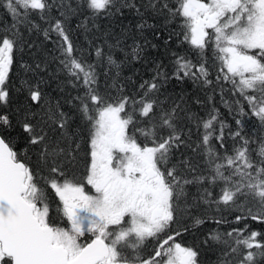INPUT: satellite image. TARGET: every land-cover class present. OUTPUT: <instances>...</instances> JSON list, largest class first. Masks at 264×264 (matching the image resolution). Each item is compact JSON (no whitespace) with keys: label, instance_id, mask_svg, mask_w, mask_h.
Returning a JSON list of instances; mask_svg holds the SVG:
<instances>
[{"label":"snow or ice","instance_id":"obj_1","mask_svg":"<svg viewBox=\"0 0 264 264\" xmlns=\"http://www.w3.org/2000/svg\"><path fill=\"white\" fill-rule=\"evenodd\" d=\"M2 7L14 23L5 27L0 21V106L8 109L0 110V264H202L201 245L216 250L215 264H264V231L247 223L264 224V136L230 133L240 143L221 154L211 141L219 140L223 148L225 125L213 108L197 122V131L203 132L196 148L203 149L205 165V172L198 173L183 153L176 156L182 146L190 147L191 130L186 134L178 117L183 109L178 103L165 107L158 95L172 78L212 85L211 48L219 63L215 81L230 82L264 129V0H3ZM126 13L133 20L114 42L106 39L94 52L73 43L69 15H84L87 22L126 18ZM78 27L87 31L86 23ZM22 28L40 32L47 41L55 34L61 70L73 87L83 89L74 98L80 119L75 129L73 118L58 106L48 102L37 119L27 104H40L42 78L23 81L26 105L14 111L9 107L13 54L25 45L33 47ZM148 32L166 51L174 38L189 45L195 61L171 51V74L162 60L154 61L152 78L142 80L136 96L124 94L118 79L101 91V75L116 69L118 78L125 61H140L147 47H158ZM117 49L125 60H117ZM21 68L33 70L26 63ZM110 89L119 94L113 96ZM239 111L247 115L243 106ZM17 128L18 134L11 135ZM85 136L87 163L83 175H77L72 169ZM191 185L198 191L189 202ZM215 186L220 191L213 198L209 189ZM201 204L215 206V214L193 215ZM185 218L192 224L182 226ZM208 222L217 227L199 244L177 239ZM224 224L243 227L220 231ZM148 240L157 245L144 255Z\"/></svg>","mask_w":264,"mask_h":264},{"label":"trees","instance_id":"obj_2","mask_svg":"<svg viewBox=\"0 0 264 264\" xmlns=\"http://www.w3.org/2000/svg\"><path fill=\"white\" fill-rule=\"evenodd\" d=\"M77 2H79V0H77ZM58 11L59 9L56 10L53 15H56ZM33 19L42 27H47L44 21H41L36 17H33ZM132 20L133 17L130 13H126V18H93L91 21L87 22L84 19V15H69L67 27L70 36L73 39V43L79 50L84 52H94V48L98 45H103L106 39L110 43L114 42L120 35L124 25ZM82 23L87 24V31L78 27ZM93 24L98 25V27H93ZM173 27L176 26L173 25ZM21 30L24 31L25 40L32 44L33 47L25 45L22 50H17L13 54L14 63L9 77L11 90V103L9 107L14 111L17 108L26 105L25 98L28 96V90L24 87L23 81L31 82L42 78L43 83L41 84V90L43 92V98L40 104H36L31 100H27V104L31 105L32 110L37 113V119H39L40 116H43V110L48 106V102H50L53 107L58 106L64 113H67L73 118L72 127L75 129L76 125L80 123V119L76 107L78 101L74 98L78 95H82L83 89L79 86L73 87V85L68 82L70 80L68 74L61 70L57 59L58 53L56 51L55 34H53L52 41H47L40 32H28L24 28ZM176 30L179 31V28H176ZM146 35L152 40L150 32L146 33ZM125 43L131 45L132 40L127 39ZM152 43L157 44L158 47L155 49L147 47L144 59L140 61H133L131 63L125 61V63L121 65L118 78L114 76V73L117 71L116 69H113L112 73H109L107 77L101 75V91H104L106 86H110L118 79V83L123 86L124 94L136 96L138 86L142 80H150L152 78L154 74V61L162 60L167 71L171 74V51L187 54L194 59V61L196 59V54L190 50L189 45H180L176 38L173 39L169 46L170 51L165 50L162 41L152 40ZM115 56L118 61L125 60L124 54L118 49L115 50ZM88 58L90 60L95 59L94 56H89ZM23 63L32 65L33 70L26 71L21 68V64ZM36 63H40L39 69L35 68ZM215 77L216 75L210 73V78L213 79V84L210 86L193 82L189 78H185L183 82H179L175 78H172L162 85L158 94L159 99L164 103L165 107H171L174 103H178L180 104L181 109L185 106L189 111L190 109L192 110L190 114L185 116H182L181 112H178L180 126L184 128L186 134L190 129L191 134L188 140L190 147L186 148L182 146L177 151L176 156H180V154L183 153L184 156L191 161L192 165L197 167L198 173L205 172V165L204 156L202 155L203 149L196 148L203 132L202 128L200 131H197V122L200 118L207 119L208 113L213 108L218 109V120L222 121L225 125L223 148L221 147L219 140L213 138L211 141L213 148L221 154H223L225 150L230 154L234 146H237L240 143V138H233L230 133L240 131L242 136L251 137L252 139H258L259 137L264 136L263 129L260 127L259 122L256 121L257 118L249 111L250 106L247 105L245 101H241L240 99L241 106H243L247 115L241 116L240 114H237L238 112H233L235 109H239V106L235 101L239 100L240 95L232 90L230 82L223 80L216 82ZM198 86L200 88H198ZM221 89H223V93L221 92ZM110 90L113 96L119 94L115 89ZM193 99L198 101L197 105H195ZM57 101L59 102L58 105L56 103ZM230 106L231 109L228 108ZM0 110L7 111L8 109L0 106ZM189 117H191V119ZM13 120L15 123V117H13ZM237 121L240 123H237ZM216 127L219 128V124H217ZM18 132L19 129L17 128L15 131L11 132V135L16 136ZM84 140L85 142L81 144L80 149V161L75 168L72 169L77 175H83L84 165L87 163V157L85 155L88 151L86 136L84 137ZM22 145L23 142L21 141L18 148ZM252 147H255V144H253ZM193 149L196 150L193 151ZM29 155L31 156V160L35 162L36 156L32 155L31 152ZM205 187H207V185H205ZM209 190L212 191L213 198H216L219 195V186L211 187ZM187 191L189 193V202H191V199L197 194L198 187L191 185L188 187ZM49 196L53 201L56 200V197L51 191H49ZM204 213H207L209 216L214 215L215 206L209 208L206 205L201 204L198 209L193 211V215H202ZM225 215H227V213H225ZM229 219L231 220L232 217ZM247 223L250 225V229L264 231V224L253 222L251 220L247 221ZM191 224L192 221L189 218H185L182 221V226H188ZM176 227L177 225H173V229ZM216 227L217 226L211 222L205 223L200 227H190L188 232L183 233L177 239L187 245L199 244L205 234ZM232 227H243V224H224L219 226V230L227 231ZM149 250L150 249H148V251ZM216 254L217 253H214L213 250H209L207 246L201 245V255L199 259L202 264H215Z\"/></svg>","mask_w":264,"mask_h":264},{"label":"rangeland","instance_id":"obj_3","mask_svg":"<svg viewBox=\"0 0 264 264\" xmlns=\"http://www.w3.org/2000/svg\"><path fill=\"white\" fill-rule=\"evenodd\" d=\"M2 4H3V0H0V21H3L5 27H7V26L10 25L11 23H14V21L12 20L11 16H9V15L6 14L5 9L2 7ZM0 30H2V29H0ZM207 55H208V64L210 65V67H209V71H210V73H213L214 75H217V74H218L219 63H218V61H215V60L213 59V55H212V50H211V48L209 49ZM20 57H21V56H20ZM193 60H194V59H193ZM213 71H214L215 73H214ZM198 88H200V87L198 86ZM240 99H241V101H242L243 98L240 96V98H239V100H238V101H239V104H238L239 109H240V107H241V101H240ZM193 100L195 101V105H197V104H198V101H196V99H193ZM243 101H244V100H243ZM199 104H200V103H199ZM247 105H248V104H247ZM231 106H233V105H231ZM231 106L228 107V108L231 109ZM239 109H235L233 112H238L237 114H240ZM191 111H192L191 109H190V111H189V110L184 106L183 111H180V112H181V115H182V116H185V115L190 114ZM256 121L259 122L258 118L256 119ZM259 125H260V124H259ZM255 129H256V127H255ZM263 132H264V129H263ZM201 135H202V134H201ZM202 155H203V154H202ZM72 171H73V170H72ZM74 172H75V171H74ZM86 190H89V189L86 188ZM228 218H231V216H229ZM161 239H163V236L161 237ZM156 245H157V241H156V240H148V241L145 242V245H144V247H143V251H145L146 249L150 248V250H149V254H151V252L154 250V248L156 247ZM213 251H214V253L216 252L215 249H213Z\"/></svg>","mask_w":264,"mask_h":264},{"label":"flooded vegetation","instance_id":"obj_4","mask_svg":"<svg viewBox=\"0 0 264 264\" xmlns=\"http://www.w3.org/2000/svg\"><path fill=\"white\" fill-rule=\"evenodd\" d=\"M148 249H150V248H148ZM148 249H146L145 251H143V254H144V255H149V251H148Z\"/></svg>","mask_w":264,"mask_h":264}]
</instances>
